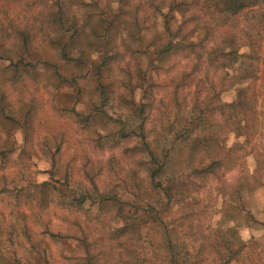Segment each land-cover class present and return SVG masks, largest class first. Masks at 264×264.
<instances>
[{"label": "rangeland", "instance_id": "rangeland-1", "mask_svg": "<svg viewBox=\"0 0 264 264\" xmlns=\"http://www.w3.org/2000/svg\"><path fill=\"white\" fill-rule=\"evenodd\" d=\"M132 1L0 0V264H169L166 224L188 264H217L226 241L241 246L229 264H264V65L215 71L223 102L249 103L248 125L174 143L191 106L176 96L197 84L177 93L187 64L154 55ZM259 18L242 13L230 31L264 36ZM142 105L165 159L157 186L131 132ZM209 162L221 168L194 173ZM91 179L109 199L79 206Z\"/></svg>", "mask_w": 264, "mask_h": 264}, {"label": "trees", "instance_id": "trees-1", "mask_svg": "<svg viewBox=\"0 0 264 264\" xmlns=\"http://www.w3.org/2000/svg\"><path fill=\"white\" fill-rule=\"evenodd\" d=\"M264 0H133L131 22L140 35L149 38V46L153 45L154 55L171 59L176 57L179 62L187 64V69L181 73L176 85L177 93L184 91L187 83L197 84L181 97L176 96V105L190 106V110L181 118L182 127L173 131L170 128L172 141H184L188 138H197L203 142L212 127L225 129L223 131L240 130L241 126L249 123L248 113L250 105L243 96L236 94L232 101L223 102L219 96L220 90L215 84V71L220 66H227L235 60L245 64L243 77H249L255 66L264 65V36H257L249 30H233L230 28L237 17L248 11L260 14L256 22L262 23L264 14L261 8ZM256 8V10H253ZM221 17L222 23L217 24L213 15ZM79 22L77 16L75 17ZM60 19V18H59ZM76 23V22H73ZM65 26V22L60 23ZM61 26V27H62ZM259 34V32H258ZM245 49L242 51V49ZM131 51L140 53L144 50L134 48ZM254 64V65H253ZM218 78V76H217ZM227 80L226 78H224ZM232 80V78H229ZM229 81V80H227ZM231 82V81H230ZM105 97V91L102 92ZM190 94V97H189ZM189 100V102H187ZM145 108L139 106L137 113L142 117L138 130L131 131L139 141L138 146L149 155L144 163L154 186L159 185L157 174L161 171L165 159L158 157L152 145L147 141ZM241 122H244L241 124ZM235 129V130H234ZM122 135H127L126 128L120 129ZM168 149L164 151L165 158ZM221 168L215 167L213 162L204 164L202 168H195V174L210 176ZM89 187L80 190L77 198L73 199L78 205L87 200L99 197L103 204L108 195L98 189L94 180H90ZM114 197V195H112ZM111 197V200H113ZM151 207V206H150ZM147 212L157 215L153 209ZM162 221V218L160 219ZM167 249L170 254L169 264H188L184 257L177 252L170 238V226L166 224ZM218 249V263L229 264L241 250L232 247L226 241ZM224 250V251H223Z\"/></svg>", "mask_w": 264, "mask_h": 264}]
</instances>
